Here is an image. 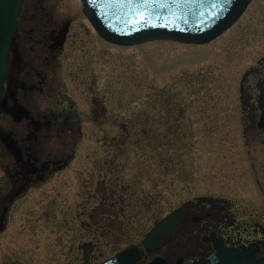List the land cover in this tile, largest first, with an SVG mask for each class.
Returning <instances> with one entry per match:
<instances>
[{"label":"rangeland","instance_id":"obj_1","mask_svg":"<svg viewBox=\"0 0 264 264\" xmlns=\"http://www.w3.org/2000/svg\"><path fill=\"white\" fill-rule=\"evenodd\" d=\"M36 3L27 4L34 16L26 34L34 40L21 42V59L49 56L54 40H41L42 33L68 23L65 45L52 59L60 56L85 135L71 164L17 205L0 234V264L103 261L141 244L160 216L202 194H223L232 213L264 214L263 200H242L256 184L264 187V144L245 141L235 87L243 69L263 58L264 0H253L210 43L157 40L130 47L101 38L81 0H44L52 20ZM97 99L106 102L104 114L94 112ZM172 104L192 120L179 122L176 134L165 116ZM143 110L158 115L152 122L157 136L146 142L139 127ZM101 127L111 139L91 135Z\"/></svg>","mask_w":264,"mask_h":264},{"label":"flooded vegetation","instance_id":"obj_2","mask_svg":"<svg viewBox=\"0 0 264 264\" xmlns=\"http://www.w3.org/2000/svg\"><path fill=\"white\" fill-rule=\"evenodd\" d=\"M29 2H38L45 15L52 20L50 11L43 4L44 0H25L18 31L13 40L10 75L0 99V234L8 230L17 205L25 194L33 188L41 187L71 164L85 135L80 110L72 102L65 77L60 74V56L52 59L56 58V54L65 45L68 23L48 34L42 33L41 40H54V43L48 44L49 56L26 61L21 59V42L34 40L33 35L26 34L29 33L27 27L34 16L33 9L30 6L27 8ZM36 40L41 41L40 38ZM263 80L264 55L262 59H256L243 69L235 86L240 131L245 141L249 139L253 143L262 144L264 110L260 104V82ZM97 101L94 106V110H97L94 112L104 114L107 108L105 100ZM170 107L173 110L165 116L171 121L172 131L176 134L179 131V122L184 121L191 125L188 122L192 120L181 106L172 104ZM162 115L160 113L159 117ZM157 116H149L146 110L141 112L139 127L144 142L148 135L157 136L158 132L153 128L156 125L152 124ZM107 117L100 118L108 122ZM106 125L105 123L103 126ZM104 129L105 127H101L100 130L97 129L96 135H91L97 137L99 133L103 139H111L110 132ZM152 138H149L150 141ZM253 171L255 173L254 168ZM248 192L247 195L242 194L246 198H238L251 204L260 203L262 200L264 203V187L259 183L256 184V190L250 189ZM229 201L223 194L211 193L182 200L165 213L166 215L177 208L181 209L175 229L161 237L158 252L145 248L142 240L163 216L143 235L141 244H129L138 246L142 251L137 264H149L156 258L162 261L159 264H190L193 259L211 257L218 245L243 248L256 244L258 248L255 256L264 258V214L247 210L232 213L234 210L227 206ZM97 262L94 260L92 264Z\"/></svg>","mask_w":264,"mask_h":264},{"label":"water","instance_id":"obj_3","mask_svg":"<svg viewBox=\"0 0 264 264\" xmlns=\"http://www.w3.org/2000/svg\"><path fill=\"white\" fill-rule=\"evenodd\" d=\"M251 0H82L83 10L105 39L124 45L153 39L205 43L228 29L245 11ZM24 0H0V99L10 75L11 49L18 30V17ZM264 99V94H263ZM264 101V100H263ZM170 214L153 228L144 240L158 245L174 221ZM225 255V256H224ZM224 256V257H223ZM140 257L131 248L101 264H135ZM264 264L249 253H222L221 258L201 260L200 264Z\"/></svg>","mask_w":264,"mask_h":264}]
</instances>
